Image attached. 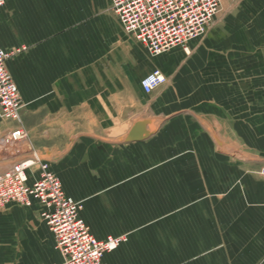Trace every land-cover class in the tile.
I'll list each match as a JSON object with an SVG mask.
<instances>
[{
  "label": "crops",
  "instance_id": "crops-1",
  "mask_svg": "<svg viewBox=\"0 0 264 264\" xmlns=\"http://www.w3.org/2000/svg\"><path fill=\"white\" fill-rule=\"evenodd\" d=\"M109 8L6 0L0 9L31 150L82 201L97 238H126L106 264H264V175L245 167L264 164V0L226 1L203 41L157 57ZM154 69L166 82L148 94L141 81ZM227 120L250 163L214 151ZM62 261L37 202L0 211V264Z\"/></svg>",
  "mask_w": 264,
  "mask_h": 264
},
{
  "label": "built area",
  "instance_id": "built-area-1",
  "mask_svg": "<svg viewBox=\"0 0 264 264\" xmlns=\"http://www.w3.org/2000/svg\"><path fill=\"white\" fill-rule=\"evenodd\" d=\"M6 0H0V9ZM222 0H109V7L125 32L154 57L203 37L220 10ZM18 52V51H16ZM16 53L0 46V116L16 125L0 138L15 145L26 137L21 123L24 100L9 69ZM166 82L160 69L141 81L145 93ZM6 148V147H5ZM6 153L7 151L4 150ZM0 171V207L40 206V216L53 234L61 253L60 264H104L103 257L117 249L124 236L97 238L82 217L83 203L69 196L50 164L32 150ZM113 246V247H112ZM56 264V263H53Z\"/></svg>",
  "mask_w": 264,
  "mask_h": 264
},
{
  "label": "rangeland",
  "instance_id": "rangeland-1",
  "mask_svg": "<svg viewBox=\"0 0 264 264\" xmlns=\"http://www.w3.org/2000/svg\"><path fill=\"white\" fill-rule=\"evenodd\" d=\"M226 1H231L232 0H222L221 4H222V8H224V3ZM110 9V8H109ZM114 18H116L114 16V14L111 12V10L108 11ZM218 14L216 15L215 19L213 20V22L211 23L208 31L206 32V34L203 37H200L198 39H195L194 41H192L193 43L195 42H201L203 41L209 34L210 32L215 29L218 25ZM122 26V25H121ZM123 32L129 37V35L125 32V30L122 27ZM130 39H132L131 37H129ZM134 41V40H133ZM191 42V43H192ZM190 45V44H189ZM178 48H182V47H178ZM183 49V48H182ZM173 50V49H172ZM18 51V50H16ZM146 51V50H145ZM148 53V51H146ZM168 53V52H167ZM18 54V53H17ZM149 54V53H148ZM15 56V55H14ZM149 56H152L151 54H149ZM217 60H215L216 62ZM233 61H230V63H232ZM9 69V67H8ZM10 71V70H9ZM12 75V74H11ZM13 77V76H12ZM14 79V78H13ZM9 121H7L6 119L2 118L0 116V137L2 135H5V133H7L10 129H12L13 126L9 125L8 123ZM228 120L226 122V134L218 135L217 133L214 135L215 137V143L216 145H220V149H216L214 150L215 152L217 151H221V152H226L227 156H231V157H237V158H241L243 163H250L251 158H255V155L252 153V151L249 149V147H247L244 142L242 141V148L241 149H237L233 146V139H234V135L231 133V129L228 127ZM24 128V127H23ZM211 129H213L211 127ZM24 130L27 133V137L22 140V143L16 144V145H6L5 143H1L0 142V171L6 170L10 165H12V163H14L17 160H20L22 158H24L26 156L25 152L26 149L31 150V145L30 142L28 140V132L27 130L24 128ZM16 146V147H15ZM217 146V147H218ZM6 147V148H5ZM12 147V148H11ZM6 150L7 153L4 151ZM13 152V153H12ZM38 154V153H37ZM38 156L40 158L41 155L38 154ZM258 158V157H257ZM43 159V158H42ZM247 168V172H252L255 174H258L260 176L264 175V164H258V165H254V166H250V165H246L245 166ZM253 168V169H250ZM56 174V173H55ZM57 175V174H56ZM60 179V178H59ZM62 182V181H61ZM63 185V184H62ZM72 197V196H71ZM73 198V197H72ZM75 199V198H74ZM77 200V199H75ZM79 201V200H78ZM10 205H16V204H10ZM18 205V204H17ZM16 205V206H17ZM9 205L5 206V207H0V211L4 210L6 207H8ZM18 206H22V205H18ZM84 206V205H83ZM84 208V207H83ZM114 251V250H113ZM112 252V251H111ZM110 253V252H109ZM107 254V253H106ZM105 256V255H104ZM103 261H104V257H103ZM105 263V261H104ZM106 264V263H105Z\"/></svg>",
  "mask_w": 264,
  "mask_h": 264
},
{
  "label": "bare ground",
  "instance_id": "bare-ground-1",
  "mask_svg": "<svg viewBox=\"0 0 264 264\" xmlns=\"http://www.w3.org/2000/svg\"><path fill=\"white\" fill-rule=\"evenodd\" d=\"M185 51H187V49H186ZM162 73H163V72H162ZM163 74H164V73H163ZM9 131H11V129H10ZM9 131H8V132H9ZM24 131H25V130H24ZM25 133H26V131H25ZM26 137H27V133H26ZM26 137H25V138H26ZM25 138H24V139H25ZM24 139H23V140H24ZM15 145H16V144H15ZM15 147H16V146H15ZM11 148H12V147H11ZM12 153H13V152H12ZM112 247H113V246H112ZM103 262H104V261H103ZM104 264H105V263H104Z\"/></svg>",
  "mask_w": 264,
  "mask_h": 264
}]
</instances>
